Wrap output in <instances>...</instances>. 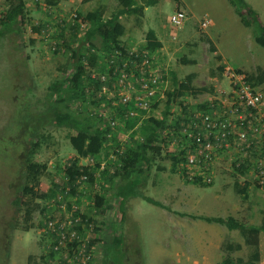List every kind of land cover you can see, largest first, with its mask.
<instances>
[{"label": "rangeland", "instance_id": "374dc122", "mask_svg": "<svg viewBox=\"0 0 264 264\" xmlns=\"http://www.w3.org/2000/svg\"><path fill=\"white\" fill-rule=\"evenodd\" d=\"M246 1L255 5L264 25V0ZM4 3V0H0V10L4 8ZM98 7L107 16L119 4L117 0H59L56 4H47L45 0H25L26 12L21 29L0 38V264H108L111 259L112 264L220 262L225 255L224 250L216 254L210 250L207 259L197 253L199 248L195 250L203 246L202 240L200 244L197 239L196 243L185 241L186 235L183 236L180 228V223L185 221L198 231L206 224H215L206 231L215 232L224 240L242 243L240 250L229 255L247 259L248 249L238 230L177 213L222 217L231 214L247 223H261L264 190L252 185L246 195L238 194L235 184L241 185L245 180L253 184L254 178L251 168L245 175L235 172L231 157L223 158L216 164V174L220 178L216 180L215 176L211 184L202 186L180 174L177 164L171 170V159L167 155L170 147H163L160 143V150L149 151L152 159L147 168L138 171V177L142 180L138 189L141 194L162 202L169 209L152 204L140 195L121 204L114 179L109 181L108 178L118 166L119 159L115 151L133 148L142 140L139 129H120L114 136L112 133L106 137L105 148L99 156L79 157V166L91 167L89 170L93 173V181L80 183L78 192L73 195L59 193L55 198L39 200V209L32 215L33 226L29 230L15 229L10 232L6 226L15 215L11 200L23 182L21 164L31 136L40 142L33 158L44 162L50 171L49 177H43L40 181L39 188L43 191L51 187V179L63 184V166L76 156L69 141V134H75L73 129L56 126L47 117L38 122L41 115H48L50 100L56 95L52 92V97H48L50 87L65 76L63 70L67 61L63 53L51 52L46 47L45 36L55 33L59 22L64 24L63 34L67 37L72 31L69 24L74 12L83 13ZM177 9L187 15L181 26H175L169 20L171 13ZM205 17L210 19V23L202 29L199 23ZM121 21L126 29L121 39L130 49H142L148 30L154 31L161 47L150 52L155 65L165 72V88L172 87L170 72L177 79L192 73L195 86L213 87V95L207 92L186 96L183 101L187 104L212 100L220 94L221 89L228 88L226 67L242 68L249 59L264 64V48L254 41L251 29L243 24L227 0H157L145 6L139 23L135 14L123 15ZM83 26L80 27L82 30L86 28ZM96 44H99V38ZM215 46L224 60L217 58L218 53L212 49ZM182 57L196 62L183 63ZM221 65L224 70L220 72ZM259 88L264 92V84L259 85ZM159 101L158 106L150 110L156 119L163 116L165 99ZM85 107L86 112L92 114L97 110L92 104H86ZM103 110L107 115L114 113V109L107 106ZM32 129L34 132L29 137ZM104 169H108V176L103 177ZM95 194H102L106 199L104 209L95 205ZM73 205L78 207L77 212L84 218L89 217L91 222L79 232L80 243L63 249L55 260L45 261L44 255L47 257L48 254L46 242L50 240L39 227V222H44L50 215L63 216ZM219 226L226 228L227 236L219 230ZM260 232L263 239L264 230ZM201 234L196 233L202 239ZM115 238L121 240L122 253L113 247ZM82 243L86 253H90L88 261L81 263L71 259L68 263L66 258L71 257L73 249Z\"/></svg>", "mask_w": 264, "mask_h": 264}, {"label": "trees", "instance_id": "16d2710c", "mask_svg": "<svg viewBox=\"0 0 264 264\" xmlns=\"http://www.w3.org/2000/svg\"><path fill=\"white\" fill-rule=\"evenodd\" d=\"M4 8L0 10V38L6 33H15L21 29L23 25V17L26 12L25 0H4ZM59 0H45L47 4H56ZM157 0H117L119 7L105 16L100 7L89 10L87 12H74L75 16H71V33L65 37L63 34L64 24L58 22V30L50 36H45L46 47L51 49V52H61L66 57V63L63 72L65 76L57 80L51 85L48 97H52V92L56 95L50 100V105L47 110L48 115H41L38 122H41L43 117H47L49 121L53 122L56 126H65L75 131V134H69V141L72 145L76 156L69 159L67 164L63 166L62 170V185L51 179V187L43 191L39 188L40 181L43 177H49L50 171L44 162H39L33 158L36 149L40 146L38 140H33L32 133L29 132L28 136L29 147L24 154L23 162L21 164L23 182L20 186L19 192L11 200L14 207L15 215L12 220L6 225L9 231L15 229L29 230L32 225V215L39 209V200H49L55 198L59 193H66L73 195L78 192L77 189L80 183L93 181V173L89 170L91 167H82L78 164L79 157L99 156L100 152L105 148L106 137H108V126L103 127L104 118L99 114L105 110L107 106L114 109L111 114L114 117L123 118V109L120 106H113L109 101H103L102 97H98L96 92L99 86L112 85L114 82L113 70L116 65L121 62V58L129 56L128 51L131 50L121 39L125 32V25L121 21L123 15L135 14L137 22L143 16L145 6L154 4ZM228 3L234 8L235 12L240 17L244 25L251 29L254 41L264 48V25L260 20L258 12L252 8L251 4L246 0H227ZM81 18V19H79ZM79 19V20H78ZM85 25V26H83ZM86 27L82 30L80 27ZM46 30V28H45ZM81 34H80V33ZM99 38V44L96 40ZM207 41H210L209 39ZM161 47V42L157 39L152 29L148 30L146 35V44L142 49L154 52L156 48ZM213 47V46H212ZM213 50L215 48H212ZM150 52V53H152ZM139 53L140 52H135ZM220 60L221 56L217 55ZM183 63L193 64L194 59H187L182 57ZM227 68V67H226ZM225 68V69H226ZM232 68L234 71L243 72L247 80L251 81L254 86L259 87L264 83V71L261 66L257 65L252 71H245L241 68ZM95 72V77H92L91 71ZM71 70V71H70ZM220 72L224 70V66H219ZM163 71V70H162ZM165 73V72H164ZM171 73L172 87L162 89L164 96L159 100H164V107L162 109L163 116L160 119L154 118L152 111L145 117L126 118L124 125L117 126L113 131V136L120 129H139V134L142 140H139L133 148H126L124 151H115L118 154V166L113 170L112 175L108 178L109 181H114L116 184V194L123 204L127 199L140 195L146 201L169 209L162 202L141 194L138 186L141 179L138 177L140 168L149 165L152 158L149 157V151L152 149L160 150L158 146L160 143L164 147L168 146L171 140L175 139L181 129L183 122H188V117L192 115L191 110L209 108L211 99L202 100L187 104L184 100L186 96L193 97L202 93H209L213 95V87L195 86L193 84L194 74H187L182 79H177L173 72ZM105 75V79H101V75ZM165 75L163 79L165 80ZM211 95V96H212ZM155 102V101H154ZM160 101L152 103L151 110L158 106ZM175 103L177 105L173 106ZM86 104H92L97 107L94 114L86 112ZM177 107V108H174ZM86 108V110L84 109ZM174 108V109H173ZM113 119V118H112ZM140 120L139 124H136ZM136 128H133L134 126ZM27 136V137H28ZM157 145V146H155ZM161 146V147H162ZM171 159V170H174V165L177 164L178 155L183 151H167ZM231 157L232 166L235 172L240 175H245L248 171L246 162H241L236 165L235 155H226L223 158ZM223 158L219 159L216 164ZM257 161V158L255 159ZM212 166L213 178L216 174L217 167ZM108 167V165L106 166ZM197 173V172H196ZM103 177L108 176V169L102 171ZM85 175L86 180L81 179ZM253 184L250 180H245L239 185L235 184L236 192L242 196L246 195L248 187L252 185L256 188H262L264 185H259L254 175ZM107 179V178H106ZM192 183L199 185H209L202 181V177L195 175L190 178ZM213 181V180H212ZM236 181V180H235ZM69 188L67 192L66 188ZM66 194H64L66 196ZM95 205L104 209L107 205L106 199L102 194L94 195ZM69 206V203L67 202ZM180 215H188L193 219H202L207 222H217L224 224L229 229L238 230L243 238V244L248 249L247 259L233 258L229 253L240 250L242 243L232 242L230 240H223L220 247L224 250L225 255L222 260L216 264H257L260 259L259 249V232L264 230V213L262 215L260 224L247 223L243 220L237 219L235 216L228 214L227 216H212L184 212H177ZM76 215H81L82 221L77 223V231L80 232L82 227L89 225L91 219L84 218V215L79 212ZM39 227H44V222H39ZM49 242H46L48 247L47 257L44 255L45 261L55 260L56 255L60 254L54 250L57 244V236H48ZM121 240L114 239L113 247L122 253L120 248ZM7 255V253H6ZM46 257V258H45ZM125 258V256H124ZM118 262V260H117ZM47 264V263H45ZM108 264H112L111 261Z\"/></svg>", "mask_w": 264, "mask_h": 264}, {"label": "built area", "instance_id": "2783aa9c", "mask_svg": "<svg viewBox=\"0 0 264 264\" xmlns=\"http://www.w3.org/2000/svg\"><path fill=\"white\" fill-rule=\"evenodd\" d=\"M186 19V13L180 9L169 17L175 26L183 25ZM209 23L210 19L205 17L199 26L203 29ZM128 53L129 56L122 57L114 68L112 85L103 84L96 92L103 101L125 109L123 118L107 115L104 111L99 113L105 117L102 116V126H108V136L117 126L124 125L126 118L147 116L151 104L164 96L161 91L165 86L164 72L155 65L152 53L144 49H131ZM101 79L104 80L105 75L102 74ZM226 81L228 88L221 89L220 94L210 100L208 109L191 110L189 123L181 124L179 133L168 147L171 151H183L178 155L177 167L187 178L199 175L203 182L210 183L213 180L212 166L226 155H235L236 165L246 162L259 185H264V92L247 80L243 72L232 68H226ZM139 123L140 120L136 124ZM81 179L86 180V176L82 175ZM77 208L73 205L65 215H50L44 221V234H55L58 238L54 247L58 253L69 245L74 247L80 243L76 227L82 218L76 215ZM89 255L82 243L73 249L72 256L66 261L70 263L72 259L86 263Z\"/></svg>", "mask_w": 264, "mask_h": 264}, {"label": "crops", "instance_id": "0c3cea01", "mask_svg": "<svg viewBox=\"0 0 264 264\" xmlns=\"http://www.w3.org/2000/svg\"><path fill=\"white\" fill-rule=\"evenodd\" d=\"M248 2L255 9V5H253L251 1H248ZM259 17H260V20L263 22L262 17L260 15H259ZM214 52L218 53V55L221 56V60H224L223 56L221 55V53L219 52V50H218V48L216 46H215V51ZM257 65L261 66L262 70L264 71V64L258 63V60H256V59H254V61L249 59L248 63L246 64V66H243L241 69H243L245 71H252ZM262 84H264V83H262ZM141 177H142V174H141ZM216 178H217L216 180H218V178H220V175L217 174ZM175 182H177V181H175ZM250 188L251 187L249 186L248 189H250ZM214 193H217V192H214ZM223 206L226 207L227 204H223ZM234 211L237 212L236 208H235ZM208 223H210V222H208ZM212 225H215V224H206L203 228H201L198 231L188 221H185L182 224L180 223V228H181V230H183V233H184L183 236L186 235V237H185L186 240L185 241L189 240V241H192V242L196 243V239H197L198 243H199V241L201 242V240H202L203 246L200 245L201 247L200 246L196 247L195 250H197L199 248L197 250V253L199 255H202L205 258H207V253L209 254L210 250H212L214 252V254H216L217 252L222 253L220 245H221L222 241L224 240V237L217 236V233H215V232L211 233L210 231H206ZM219 230H221L223 233H225L224 236L226 234H228V231L226 230V228L224 226H219ZM201 231H202V234H201ZM196 233L197 234L200 233L201 235H203L202 239H201V237L196 235ZM259 249H260V259L258 261V264H264V238L262 239L261 232H259ZM199 262L201 263V261H199Z\"/></svg>", "mask_w": 264, "mask_h": 264}, {"label": "clouds", "instance_id": "9594fccd", "mask_svg": "<svg viewBox=\"0 0 264 264\" xmlns=\"http://www.w3.org/2000/svg\"><path fill=\"white\" fill-rule=\"evenodd\" d=\"M133 128H136V127H133ZM127 130H132V129H127Z\"/></svg>", "mask_w": 264, "mask_h": 264}]
</instances>
